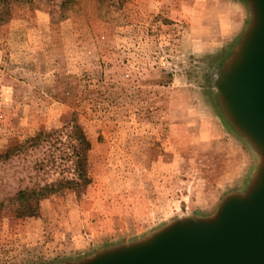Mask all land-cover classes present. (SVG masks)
Wrapping results in <instances>:
<instances>
[{"label":"rangeland","instance_id":"1","mask_svg":"<svg viewBox=\"0 0 264 264\" xmlns=\"http://www.w3.org/2000/svg\"><path fill=\"white\" fill-rule=\"evenodd\" d=\"M10 2L0 201L87 181L60 185L33 216L5 206L0 264L77 262L244 191L259 155L223 115L213 77L251 22L246 0Z\"/></svg>","mask_w":264,"mask_h":264},{"label":"water","instance_id":"2","mask_svg":"<svg viewBox=\"0 0 264 264\" xmlns=\"http://www.w3.org/2000/svg\"><path fill=\"white\" fill-rule=\"evenodd\" d=\"M246 1L251 22L213 77L223 115L259 155L244 191L225 195L210 216H182L63 264H264V0Z\"/></svg>","mask_w":264,"mask_h":264},{"label":"trees","instance_id":"3","mask_svg":"<svg viewBox=\"0 0 264 264\" xmlns=\"http://www.w3.org/2000/svg\"><path fill=\"white\" fill-rule=\"evenodd\" d=\"M66 1L69 0H65V2ZM11 2L10 0H0V20H3L5 17L11 14ZM74 127V132L81 139L80 141L85 143V146L83 147L87 148L88 143L84 138L82 130L76 124L74 125ZM4 155L6 156L7 154ZM80 180L84 182L87 181V178L82 173H80L78 174V178L76 179H65L64 181H60L58 183L44 184L40 186H33L30 188L25 187L15 192V194L11 197L9 203L3 204V202L0 201V211L5 209V206H8V210H10L15 217L22 218L33 216L37 213L39 201L42 198L56 191L58 188H60V185H64L66 187H76Z\"/></svg>","mask_w":264,"mask_h":264}]
</instances>
